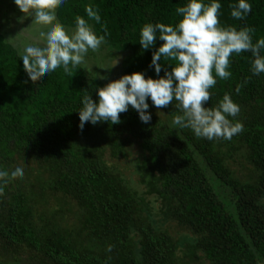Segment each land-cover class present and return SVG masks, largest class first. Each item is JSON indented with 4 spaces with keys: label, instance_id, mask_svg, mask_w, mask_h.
Segmentation results:
<instances>
[{
    "label": "trees",
    "instance_id": "obj_1",
    "mask_svg": "<svg viewBox=\"0 0 264 264\" xmlns=\"http://www.w3.org/2000/svg\"><path fill=\"white\" fill-rule=\"evenodd\" d=\"M189 2L64 0L54 23L75 32L81 17L105 43L85 55L92 73L70 64L72 74H66L61 65L34 83L24 54L0 31V170L27 166L0 196V264H18L22 253L28 264H264V73L253 74L250 51L232 53L227 80L213 69L216 84L204 105L216 108L228 94L240 107L227 117L243 124L231 140H208L174 125L183 115L175 100L157 109L148 98L147 124L129 106L119 124L78 127L85 95L96 102L97 89L124 75L159 79L171 71L177 62L163 57L159 75L150 67L163 41L157 32L143 50L141 29L175 28L183 18L176 9ZM198 2L221 5L220 27L254 29L253 44L264 39V0H246L252 10L244 19L231 16L239 0ZM116 56L113 77L106 62ZM126 166L134 184L122 171ZM150 198L157 201L155 213ZM169 226L180 230L176 236Z\"/></svg>",
    "mask_w": 264,
    "mask_h": 264
},
{
    "label": "clouds",
    "instance_id": "obj_2",
    "mask_svg": "<svg viewBox=\"0 0 264 264\" xmlns=\"http://www.w3.org/2000/svg\"><path fill=\"white\" fill-rule=\"evenodd\" d=\"M15 5L23 14L33 16L37 24L51 25L45 34L40 32L41 39L46 40V46H27L22 57L23 68L31 82H37L61 65L66 74H72V68L85 64V55L89 49L98 51L105 43V37H97L85 19L76 18V30L69 36L67 31L56 20L55 9L64 0H14ZM221 5L212 2L205 6L198 0H190L185 7L176 9L182 14V20L174 28L163 23L145 24L141 29L139 44L143 50L153 46L157 32L162 45L153 53L150 67L157 75L162 70V57L176 61L171 71L164 72L159 79H145L143 73L124 75L116 81L97 89L98 101L94 102L90 95L82 100L83 108L79 111L78 127L83 130L86 122L95 125L98 122L119 124L120 114L128 111V107L136 110L141 122L147 124L151 120L148 113V98L157 108H166L173 100L179 102L183 115H176L173 124L181 128H190L197 137L208 140L231 138L243 131V124L233 123L227 117H236L240 107L235 104L228 94L216 108L204 107L211 94L209 89L216 84L212 75L227 80L231 73L226 69L232 53L250 51L255 57L253 74L264 73V57L260 50L264 48V39L252 43L250 33L252 28L237 31L233 27L219 26L218 12ZM89 18L100 22V16L91 6L86 7ZM252 7L246 0H239L238 6L231 11L235 19H244ZM107 34V33H105ZM117 60L114 65H116ZM71 64L72 68L69 67ZM171 65V64H169ZM91 70V69H90ZM73 77V76H72ZM104 79V77H100ZM247 80L245 81V83ZM241 85L236 92L239 93ZM23 167H16L10 173L0 170V196L4 195V187L11 179L23 178ZM113 246L107 251L111 252Z\"/></svg>",
    "mask_w": 264,
    "mask_h": 264
},
{
    "label": "rangeland",
    "instance_id": "obj_3",
    "mask_svg": "<svg viewBox=\"0 0 264 264\" xmlns=\"http://www.w3.org/2000/svg\"><path fill=\"white\" fill-rule=\"evenodd\" d=\"M54 24V21H53ZM51 25L44 26L41 24H37L34 20L33 16H29V14H23L15 5L14 0H0V31L5 35V39L12 44V46L16 47L17 50L25 54L24 49L27 46H46V40L41 39L40 32L44 31L45 34L50 29ZM69 36L74 34V31H67ZM93 52V50L89 49L86 53L89 54ZM117 60L116 65L115 62ZM121 57L116 56L106 62L107 68L114 71L113 77H115L116 70L119 67ZM85 64L87 65V69L90 73H92V61L89 57L85 58ZM91 69V70H90ZM110 80H113L109 78ZM158 117H163V115L157 110L153 111ZM132 148V153H133ZM30 164V163H29ZM22 167V166H21ZM33 167V165H32ZM27 166L23 167V171L25 174V169ZM122 171L126 174L127 178L131 181V184H134L135 177L130 173V171L126 167H122ZM154 201V202H153ZM150 209L153 213H155L156 208L158 207L157 201L152 198L149 199ZM73 212L76 211V208H72ZM79 212V211H78ZM169 232L174 236L180 231L177 227L169 226ZM27 257V254L22 253L18 255L19 263L18 264H28L24 258Z\"/></svg>",
    "mask_w": 264,
    "mask_h": 264
}]
</instances>
